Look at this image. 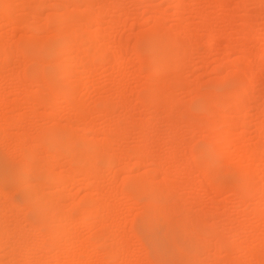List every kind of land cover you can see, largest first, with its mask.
Here are the masks:
<instances>
[{"label": "rangeland", "instance_id": "obj_1", "mask_svg": "<svg viewBox=\"0 0 264 264\" xmlns=\"http://www.w3.org/2000/svg\"><path fill=\"white\" fill-rule=\"evenodd\" d=\"M0 136V264H264V0H0Z\"/></svg>", "mask_w": 264, "mask_h": 264}, {"label": "bare ground", "instance_id": "obj_2", "mask_svg": "<svg viewBox=\"0 0 264 264\" xmlns=\"http://www.w3.org/2000/svg\"><path fill=\"white\" fill-rule=\"evenodd\" d=\"M18 50V49H17ZM158 67H160V65L158 66ZM161 70V68L159 69V71ZM157 71V70H156ZM54 104V103H53ZM53 106V105H52ZM80 106V105H79ZM13 121V120H12ZM15 121V120H14ZM17 123V122H16ZM19 123H20V120H19ZM11 124V123H10ZM15 125V124H14ZM17 125V124H16ZM13 126V125H12ZM2 135V134H1ZM3 136V135H2ZM6 137V136H5ZM72 137V136H71ZM0 138H1V136H0ZM2 139H3V137H2ZM4 139H6V138H4ZM68 140V139H67ZM3 141V140H2ZM0 142H1V140H0ZM70 145V144H69ZM71 148V147H70ZM67 151V150H66ZM68 153H69V151H68ZM93 162V161H92ZM93 172V171H92ZM5 196V195H4ZM9 199V198H8ZM3 228V227H2Z\"/></svg>", "mask_w": 264, "mask_h": 264}]
</instances>
